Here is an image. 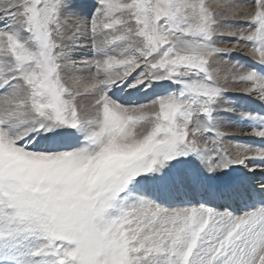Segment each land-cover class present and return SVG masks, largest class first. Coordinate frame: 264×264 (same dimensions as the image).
Masks as SVG:
<instances>
[{"label": "snow or ice", "instance_id": "obj_1", "mask_svg": "<svg viewBox=\"0 0 264 264\" xmlns=\"http://www.w3.org/2000/svg\"><path fill=\"white\" fill-rule=\"evenodd\" d=\"M72 7L0 0V264H264V146L223 147L212 67L222 23L245 24L260 110L237 119L264 141V0L228 22L208 0H97L69 28ZM242 197L259 207L224 203Z\"/></svg>", "mask_w": 264, "mask_h": 264}, {"label": "rangeland", "instance_id": "obj_2", "mask_svg": "<svg viewBox=\"0 0 264 264\" xmlns=\"http://www.w3.org/2000/svg\"><path fill=\"white\" fill-rule=\"evenodd\" d=\"M208 2L222 22L234 20L243 21L244 17L252 11L253 4V0H208ZM72 5L71 12L74 15L68 18L69 28L74 27V21L77 19L83 24L84 21L87 20V17L91 16L95 11L97 0H72ZM244 27H246V25L243 23H236L231 25V27H229L227 23H222L220 27L221 34L215 38L216 46L222 49L228 47L229 50L231 49V54L216 57L212 61L215 78L228 93L225 97V102L222 104V113L218 117L219 123L217 130L223 133L225 137L233 138L223 140V147L232 155L237 153L238 148L245 147L244 145H253V142H248L246 137H255L253 129L249 124L237 119V117L241 112L260 110V108L257 109L255 107L257 105L260 106L258 102L250 101V98H244L241 93L243 88L250 85L238 82L239 74L248 68L250 60L256 59V57L251 55L250 47L235 44V37L230 35L231 31ZM241 64L244 66L243 68L240 67ZM121 95H123V93H121ZM79 102L85 106L91 104V100L86 98H79ZM232 109H235V112H232ZM245 131L250 135L244 138L242 136ZM258 139L261 140V138ZM258 146H264V141L259 142ZM234 172H236V176L242 174L240 171ZM222 179L223 177L221 180Z\"/></svg>", "mask_w": 264, "mask_h": 264}, {"label": "bare ground", "instance_id": "obj_3", "mask_svg": "<svg viewBox=\"0 0 264 264\" xmlns=\"http://www.w3.org/2000/svg\"><path fill=\"white\" fill-rule=\"evenodd\" d=\"M224 49H228V47H224ZM233 49V48H232ZM231 50V49H230ZM237 50V49H236ZM70 83H71V81H70ZM250 101H254V100H251L250 99ZM258 106V105H257ZM255 106L257 109H259L260 108V106ZM250 134H247V132L245 131V133L243 134V136L242 137H246V136H249ZM250 137V138H249ZM248 138L246 137V139L248 140V142H253V145L251 144V146L248 144V145H244V146H247V147H252V148H257V147H259L258 146V143L259 142H262V140H259L258 138H255V137H252V136H249ZM256 143H257V145H256ZM254 145H256V146H254ZM235 173L236 172H234V171H232V172H230L229 174H228V176H226V177H223V179L221 180V182L223 181V180H226V178L228 179L229 177H235L236 175H235ZM239 174V173H238ZM257 178H264V177H260V174L259 173H257ZM252 199V198H251ZM254 201V200H253ZM257 207H259V205H256ZM250 211V210H249ZM244 212V211H243ZM242 212V213H243ZM241 213V214H242Z\"/></svg>", "mask_w": 264, "mask_h": 264}]
</instances>
